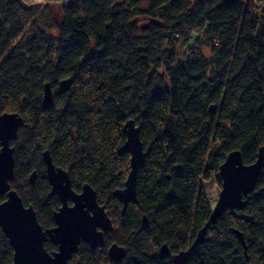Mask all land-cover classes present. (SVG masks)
<instances>
[{
	"label": "trees",
	"instance_id": "obj_1",
	"mask_svg": "<svg viewBox=\"0 0 264 264\" xmlns=\"http://www.w3.org/2000/svg\"><path fill=\"white\" fill-rule=\"evenodd\" d=\"M8 111L23 119L10 140V186L40 225H55L61 203L49 191L44 150L73 190L91 185L117 222L102 244L82 241L68 264H174L170 255L201 227L186 264H264V157L244 206L207 224L215 201L207 186L221 187L226 154L239 149L247 164L264 147V0H0V112ZM127 119L146 154L137 200L122 214L112 192L130 169L119 150ZM113 243L123 258L108 256ZM44 247L57 249L49 236ZM12 254L0 228V264Z\"/></svg>",
	"mask_w": 264,
	"mask_h": 264
},
{
	"label": "water",
	"instance_id": "obj_2",
	"mask_svg": "<svg viewBox=\"0 0 264 264\" xmlns=\"http://www.w3.org/2000/svg\"><path fill=\"white\" fill-rule=\"evenodd\" d=\"M70 80L64 78L59 82L58 89L64 92ZM43 101L46 104L53 102L52 90L46 83L43 87ZM213 109V106L211 107ZM22 116L16 112H0V193L6 197L0 202V228L8 238L13 249L12 264H68L72 253L78 250L83 241L92 248L104 242V233L113 229V222L105 209V205L96 200V190L88 183H83L79 192L73 190L72 179L68 171L55 166L48 150L42 153L46 168V177L50 184V194L56 195L60 205L53 212V226L43 228L32 205H25L18 192L10 186L14 177V147L10 140L22 125ZM126 139L120 151L130 154V169L122 188L113 190L122 204V214L130 201L136 202V173L144 164V144L139 137V126L134 119H127L124 123ZM264 157V147L259 146L256 160L244 163L239 149L228 152L218 172L221 187L215 200L207 224L216 222L217 216L227 208H241L246 203L256 184V178ZM242 239V234L236 232ZM205 228L201 227L193 239V243L184 250L173 253L174 264H186L189 251L202 241ZM49 236L57 249L47 251L44 241ZM160 253L169 255L166 243L160 248ZM108 256L119 260L125 255V248L118 244H110Z\"/></svg>",
	"mask_w": 264,
	"mask_h": 264
},
{
	"label": "rangeland",
	"instance_id": "obj_3",
	"mask_svg": "<svg viewBox=\"0 0 264 264\" xmlns=\"http://www.w3.org/2000/svg\"><path fill=\"white\" fill-rule=\"evenodd\" d=\"M24 3L26 4H37V3H46L48 1H51V0H23ZM54 1V0H53ZM142 4H145L144 2ZM220 188H217V186L215 185H208L207 186V195H209V197H211L212 200H216L217 198V194H218V191H219ZM106 209V208H105ZM113 222V228L116 226L117 222L116 220H112ZM113 230V229H112Z\"/></svg>",
	"mask_w": 264,
	"mask_h": 264
},
{
	"label": "built area",
	"instance_id": "obj_4",
	"mask_svg": "<svg viewBox=\"0 0 264 264\" xmlns=\"http://www.w3.org/2000/svg\"><path fill=\"white\" fill-rule=\"evenodd\" d=\"M54 1L61 3L64 6H68L71 4V0H54Z\"/></svg>",
	"mask_w": 264,
	"mask_h": 264
},
{
	"label": "flooded vegetation",
	"instance_id": "obj_5",
	"mask_svg": "<svg viewBox=\"0 0 264 264\" xmlns=\"http://www.w3.org/2000/svg\"><path fill=\"white\" fill-rule=\"evenodd\" d=\"M111 221H112V219H111ZM170 254H171V253H170ZM170 254H169V255H170ZM172 256H173V254H172V255H170L171 259H172Z\"/></svg>",
	"mask_w": 264,
	"mask_h": 264
},
{
	"label": "bare ground",
	"instance_id": "obj_6",
	"mask_svg": "<svg viewBox=\"0 0 264 264\" xmlns=\"http://www.w3.org/2000/svg\"><path fill=\"white\" fill-rule=\"evenodd\" d=\"M214 203H215V201H214L213 204H212V208L214 207Z\"/></svg>",
	"mask_w": 264,
	"mask_h": 264
}]
</instances>
